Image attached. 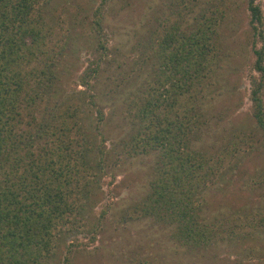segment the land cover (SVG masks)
I'll list each match as a JSON object with an SVG mask.
<instances>
[{"label": "trees", "instance_id": "16d2710c", "mask_svg": "<svg viewBox=\"0 0 264 264\" xmlns=\"http://www.w3.org/2000/svg\"><path fill=\"white\" fill-rule=\"evenodd\" d=\"M175 1L178 17L193 12L194 4L200 10L190 24L165 23L147 37L142 60L154 59L155 85L141 89L123 151L127 157L156 153L154 178L136 211L173 226L172 238L196 250L216 235L201 219L200 195L221 160L194 142L200 138L199 100L218 62V26L225 11L222 0ZM245 1L254 53L252 117L264 132V14L259 0ZM44 3L49 0H0V264H39L49 256L67 225L78 226L104 169L85 103L61 109L58 65L66 43L59 51L48 45L53 29L44 21ZM95 24L102 34L101 21ZM99 48L102 58L107 47L99 41ZM98 69L97 62L81 73L85 89L92 88ZM89 96L94 103L93 93ZM258 224L264 226V211Z\"/></svg>", "mask_w": 264, "mask_h": 264}, {"label": "rangeland", "instance_id": "374dc122", "mask_svg": "<svg viewBox=\"0 0 264 264\" xmlns=\"http://www.w3.org/2000/svg\"><path fill=\"white\" fill-rule=\"evenodd\" d=\"M204 1L219 0L197 4ZM222 1L218 62L199 100L195 129L200 138L194 142L198 150L221 160L200 195L201 219L216 235L196 250L172 238L173 226L136 211L149 192L157 155L127 157L123 150L141 89L155 85L154 59L142 60L147 37L165 23L190 24L200 9L194 4L193 12L178 17L175 0H49L42 5L44 21L53 29L48 45L59 51L66 43L58 65L57 86L65 102L61 109L85 103L93 147L104 169L78 226L68 224L39 264H264V226L258 224L264 211V132L252 117L251 29L245 0ZM259 1L264 14V0ZM99 41L107 47L102 58ZM97 62V76L87 90L79 77ZM89 93L94 103H89Z\"/></svg>", "mask_w": 264, "mask_h": 264}]
</instances>
